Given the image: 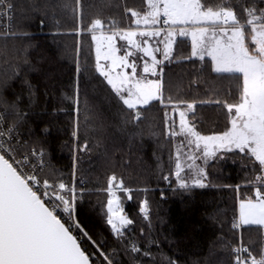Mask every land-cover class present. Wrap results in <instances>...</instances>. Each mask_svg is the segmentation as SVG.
I'll return each instance as SVG.
<instances>
[{
    "label": "trees",
    "instance_id": "obj_1",
    "mask_svg": "<svg viewBox=\"0 0 264 264\" xmlns=\"http://www.w3.org/2000/svg\"><path fill=\"white\" fill-rule=\"evenodd\" d=\"M10 1L15 34L0 37V111L5 127L15 125L29 152L43 153L40 182L67 184L74 177L75 220L101 244L113 264H234L237 202L254 197L250 181L259 175L258 165L254 168L247 156L232 151L227 153L231 160L211 163L205 187L179 188L174 175L176 138L168 136L165 113L169 120L175 119L178 131V112H173L169 98L172 103L184 102L180 110L192 103L187 119L196 130L204 136L220 134L230 125L225 105L239 102L242 81L214 72L209 58L193 57L189 40L177 38L170 60H164L163 72L156 76L163 102L152 101L144 106L139 121L129 122L130 110L96 71L87 27L99 18L105 25L102 31L109 24L135 28L125 9L143 11L147 0H81L82 18L71 10L75 0ZM203 2L216 7L223 0ZM230 4L241 22L245 16L240 5L264 8V0H230ZM116 42L124 44L118 38ZM137 61L140 72L142 61ZM169 173L173 174L165 181L163 176ZM113 175L115 182L122 181L123 188L131 190L123 212L133 223L122 239L114 237L105 216L106 189ZM145 200L147 219L140 212ZM241 237L259 258L262 229L243 226ZM132 243L141 249L139 253L130 250ZM92 245L86 239L82 249L98 258Z\"/></svg>",
    "mask_w": 264,
    "mask_h": 264
},
{
    "label": "snow or ice",
    "instance_id": "obj_2",
    "mask_svg": "<svg viewBox=\"0 0 264 264\" xmlns=\"http://www.w3.org/2000/svg\"><path fill=\"white\" fill-rule=\"evenodd\" d=\"M75 3L76 8L71 10L74 14L79 12L82 18V2L75 0ZM69 7L67 3L64 5L65 9ZM240 8L245 16L243 22L230 0H223L216 7L206 5L203 0H147L143 11L125 9L126 14L130 12L134 18L135 28L129 25L123 30L109 24L104 32V22L97 18L87 27V32L95 42L96 71L115 97L130 110L129 122L139 121L144 106L152 101L163 102L160 79H148L147 75L162 74L161 65L164 60H170L177 36L191 35L193 56L200 60L210 57L214 72L232 74L242 81L239 102L225 105L232 114L228 130L216 135H201L195 124L187 119L194 105L187 103L185 110H180V103L184 102L172 103L171 98L169 105L179 114V130L175 119L169 120L167 113L165 124L168 136L182 138L175 145L174 158V175L181 189L206 186L203 182L205 170L195 161L202 158L207 164L208 159L216 157L218 150L238 151L252 161L254 168L258 165L259 175L250 181L255 186V195L241 199L232 227L254 225L264 229V8L257 9L255 5H240ZM11 11L9 0H0V17L7 16L11 22ZM5 31L15 34L10 28ZM161 35L162 40L156 39ZM117 38L124 44L118 45ZM154 39L156 45L152 46L150 41ZM160 43L164 45L162 51ZM249 43L255 48H250ZM157 53H161L163 60L157 59ZM137 59L142 61L139 67L144 75L138 72ZM3 119L0 115V264H96V260L82 249L85 238L95 246L103 264H113L101 244L92 240L74 219L77 199L74 189L67 188L62 181L57 185L44 179L41 183L37 164L31 163L30 157L41 161L39 169L42 171L43 153L35 149L29 152L26 145L20 143L15 125L5 129ZM197 151L200 157L196 156ZM182 158H186L184 163ZM185 163L191 183L181 175L185 172ZM172 174L163 179L169 181ZM116 180L115 175L108 180L105 216L111 231L122 239L133 221L122 214L121 199L113 189L126 193L131 190L123 188L122 181L114 183ZM66 188L68 196L61 194ZM147 205L145 200L140 207L146 219ZM63 216H67V220ZM74 230L80 235H74ZM130 250L141 251L135 243ZM232 252L234 264H264V247L257 258L243 244L242 237L232 247Z\"/></svg>",
    "mask_w": 264,
    "mask_h": 264
},
{
    "label": "rangeland",
    "instance_id": "obj_3",
    "mask_svg": "<svg viewBox=\"0 0 264 264\" xmlns=\"http://www.w3.org/2000/svg\"><path fill=\"white\" fill-rule=\"evenodd\" d=\"M9 1H10V0H9ZM10 3L13 5L12 1H10ZM13 9H14V7H13ZM158 26H160V25H158ZM97 35H99V34H97ZM162 38H163V36L161 35V37H158V38H156V39H160V40H162ZM177 38H188V39H189V42L191 43V46H192V37H191V35H189V36H185V37H179V36L175 37V39H177ZM137 39H139V38H137ZM156 39L150 41L151 44H152V46H155V45H156ZM93 44H94V53H95V42H93ZM251 45H252L251 48H255V45H253V44H251ZM159 47H160V49H161V51H162V50H163V47H164L163 43H160V44H159ZM156 56H157V59H159V60L161 59V58L159 57V53H157ZM161 56H162V55H161ZM194 57H195V58H198V56H194ZM207 57H208V56H207ZM209 58H210V57H209ZM130 59H131V58H130ZM161 60H163V58H162ZM101 62L103 63V60H102ZM138 62H139V61H137V64H138ZM140 62H141V61H140ZM163 62H164V61H163ZM127 71L130 72V69L127 70ZM140 73H141V75H144V74L142 73V70L140 71ZM154 77H155V76H152V75H150V74L147 75V78H148V79L155 80ZM231 116H232V114H231ZM231 116H230V120H231ZM178 124H179V114H178ZM230 127H231V123H230V125H229V128H230ZM229 128H228V129H229ZM196 131H197V130H196ZM214 135H216V134H214ZM180 139H182V138H181V137H176V140H175V143H174V147H173V157H174V158H175V156H176V148H175V145H176L177 142H179ZM184 151L187 152V148H185ZM227 153H229V152L224 151V150H218V151H217V154H216V157H215V158H210V159H208L207 164L204 163V160H203L202 158H198V159H196L195 163H196V165H198V166L204 168L205 173H206V177H207V176H208V172H209V169H210V165H211V163H213V162H216V163H217V162H220V159H222V158H223L224 160H231V158L228 157ZM195 154H196L197 157H200V155H201L199 151H197ZM185 160H186V158H182V163H184ZM188 163H190V161H188ZM181 175H182V176H185L186 178H189V183H191L190 174L187 173L186 163H185V172H182ZM41 183H42V182H41ZM58 183H59V182H56L55 184L58 185ZM114 183H118V182H114ZM65 184H66V183H65ZM67 184H69V185L72 187L71 189H74V191L76 192V194L78 193L77 183H76L74 177L72 178V181H71L70 183H67ZM177 185H178V182H177ZM193 188H197V186L190 187L189 189H193ZM113 190L116 192V195L120 197L121 202H122V208H123V204H124V202H125L127 199H129V198H128L129 193L123 192L122 190H117V189H115V188H114ZM254 194H255V193H254ZM65 195H66V196L69 195L68 191H67V194H65ZM77 196H78V195H77ZM108 198H109V197H108V194H107V199H108ZM240 202H241V199H240V200L238 201V203H237V210H236L237 217H238V214H239V204H240ZM74 206H75V205H74ZM106 211H107V209H106ZM122 214L125 215L124 212H123ZM125 216H126V215H125ZM109 227H110V226H109ZM128 228H129V226H128ZM128 228H127V229H128ZM235 230H236L237 233H238V237H239V241H240V231L237 230V229H235ZM111 232H112V231H111ZM73 234H74V235H80L79 231H76V230H74V233H73ZM112 234L114 235L115 238H117L113 232H112ZM262 234L264 235V229H262ZM85 240H86V238L83 239L82 242L84 243ZM92 246H93L94 251H96L95 246H94V245H92ZM96 252H97V251H96ZM97 253H98V252H97ZM92 258L96 260V264H101V263H103V261H100V260H102V258H99V259H98V258L96 257V255H93Z\"/></svg>",
    "mask_w": 264,
    "mask_h": 264
},
{
    "label": "built area",
    "instance_id": "obj_4",
    "mask_svg": "<svg viewBox=\"0 0 264 264\" xmlns=\"http://www.w3.org/2000/svg\"><path fill=\"white\" fill-rule=\"evenodd\" d=\"M11 16H12L11 22H9V19H8L7 16L0 17V37H10V36H12V35L7 34L5 30L8 29V28H10L11 31H12V25H13V6H12V11H11ZM0 115H2L1 111H0ZM3 126H4L5 129H7L5 127V125H4V121H3ZM31 150H33V149H31ZM30 162L37 164V170H38L41 161L37 160L36 157H30ZM66 186H67V188H72L69 184H66ZM67 188L65 190H63L61 192V194H64V195L67 194ZM63 219L64 220H67V216H63ZM74 219H75V217H74Z\"/></svg>",
    "mask_w": 264,
    "mask_h": 264
},
{
    "label": "crops",
    "instance_id": "obj_5",
    "mask_svg": "<svg viewBox=\"0 0 264 264\" xmlns=\"http://www.w3.org/2000/svg\"><path fill=\"white\" fill-rule=\"evenodd\" d=\"M134 26H135V24H134ZM159 27V26H158ZM104 32H106V31H104ZM97 34H100V32H97ZM188 39V38H187ZM176 40V39H175ZM189 40V39H188ZM117 41V40H116ZM190 43V42H189ZM150 44H151V42H150ZM191 44V43H190ZM152 45V44H151ZM192 47V46H191ZM172 48H173V46H172ZM140 55H142V54H140ZM193 56V55H192ZM96 57V56H95ZM159 57L162 59L163 58V56H161V53H159ZM194 57V56H193ZM205 58H209V57H207V56H205ZM145 59H147V58H145ZM160 59V60H161ZM210 60H211V58H209ZM159 60V59H158ZM150 62V61H149ZM155 78V80H156V76L154 77ZM239 201V200H238ZM238 203V202H237ZM251 226H254V225H251Z\"/></svg>",
    "mask_w": 264,
    "mask_h": 264
},
{
    "label": "bare ground",
    "instance_id": "obj_6",
    "mask_svg": "<svg viewBox=\"0 0 264 264\" xmlns=\"http://www.w3.org/2000/svg\"><path fill=\"white\" fill-rule=\"evenodd\" d=\"M237 230H239V231H240V228H239V229H237Z\"/></svg>",
    "mask_w": 264,
    "mask_h": 264
}]
</instances>
